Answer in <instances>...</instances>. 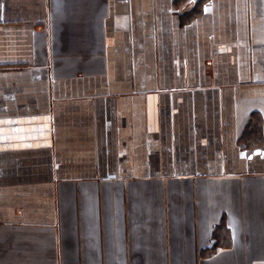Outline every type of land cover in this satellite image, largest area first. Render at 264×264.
Wrapping results in <instances>:
<instances>
[{"label":"crops","instance_id":"1","mask_svg":"<svg viewBox=\"0 0 264 264\" xmlns=\"http://www.w3.org/2000/svg\"><path fill=\"white\" fill-rule=\"evenodd\" d=\"M0 264H264V0H0Z\"/></svg>","mask_w":264,"mask_h":264}]
</instances>
